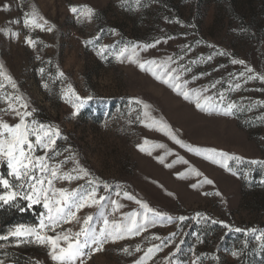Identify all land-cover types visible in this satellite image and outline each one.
Here are the masks:
<instances>
[{"label": "rangeland", "instance_id": "rangeland-1", "mask_svg": "<svg viewBox=\"0 0 264 264\" xmlns=\"http://www.w3.org/2000/svg\"><path fill=\"white\" fill-rule=\"evenodd\" d=\"M73 5H88L95 13L87 19L71 12ZM33 11L40 23L47 21L43 30L25 27V14ZM0 29L8 30L0 31V63L17 85L13 89L0 77V109L7 108L3 97L20 95L34 110L29 120L59 127L53 149L37 145L33 150L35 156H47L50 167L61 165L60 173L73 177L58 176L54 188L78 189L79 195L95 187L106 198L103 208L87 206L77 213L79 223L61 228L79 231L91 214V226L99 230L101 211L110 220L125 221V213L142 211L137 200L166 214L138 235L109 240L101 251L83 257L84 264H135L154 246L144 264H264V239H257L264 231V163H250L264 162V80L248 79L264 76V0H0ZM27 37L37 42L35 47ZM132 45L140 62L170 57L184 90L211 96V107L197 108L194 97L185 99L130 61V52L116 58ZM69 85L80 96L93 97L75 116L62 98ZM133 98L150 106L147 115ZM229 103L236 107L225 114ZM0 118L18 122L10 112ZM154 120L166 122L193 150ZM205 149L243 159H208ZM0 175L11 180L6 162H0ZM205 177L214 183H204ZM113 200L124 206L113 212ZM0 207L19 215L0 234L8 237L0 239L3 264H58L47 245L8 235L18 225L37 226L47 214L43 201L29 206L20 197Z\"/></svg>", "mask_w": 264, "mask_h": 264}, {"label": "snow or ice", "instance_id": "snow-or-ice-1", "mask_svg": "<svg viewBox=\"0 0 264 264\" xmlns=\"http://www.w3.org/2000/svg\"><path fill=\"white\" fill-rule=\"evenodd\" d=\"M139 3V0H136ZM7 7V5L5 6ZM82 10V11H81ZM70 11L73 13L82 14L85 18L91 19L95 13V10L88 5L82 6H71ZM79 18V17H78ZM38 14L33 11L31 14L26 13L24 17L25 27L40 28L43 30L44 24L39 22ZM55 26L49 27L47 31H52ZM0 31H8L6 29H0ZM26 42L32 47L36 46V41L31 37L26 38ZM156 43H159L157 40ZM107 47V46H105ZM136 45H132V48L127 47L122 48L117 54L116 58L121 59L126 53L130 52L128 59L139 65L140 68L150 71L153 76L157 79L162 80L164 83L169 84L172 88L178 91L185 99L195 98V103L197 108L207 109L211 107V96H202L201 92L198 90H184L183 85L179 82V75L176 74L177 70L170 67L171 58L168 60L158 62L156 60H147L140 62L138 59H134L137 56ZM144 47H152V45H145ZM103 49L101 50V52ZM39 58V57H37ZM233 63L244 64L243 60H233ZM147 65V67H146ZM248 72H253L251 68L247 69ZM43 72V69H41ZM60 76H64L63 72L59 73ZM241 76L244 73L240 74ZM0 77L6 78L13 89H16L17 85L10 75H6L4 66L0 63ZM261 79L264 80V76H249L248 79ZM185 84L187 81L184 82ZM45 88L48 87L47 84L44 85ZM214 87V85H213ZM237 88L240 87L239 84L236 85ZM0 88H3V84L0 83ZM67 98L68 102L74 109L73 115H78L80 109L84 106L85 101L93 99L91 95L87 97H82L76 93L75 89L69 85L67 91L63 92V97ZM7 101V108L0 109V113L10 112L14 117H18V122L15 124H9L0 118V162H6L9 169V176L11 180L3 175H0V204H14L18 198L22 197L23 200L29 202V206L33 204L40 203L43 201L45 209H47V214L44 216L37 226H25L18 225L14 230H10L8 235L12 237H24L33 238L36 243L41 245H47L49 247V255L53 261H57L58 264H84L83 257L89 256L90 253L95 251L99 252L103 249L104 244L109 240L115 242L117 240H122L125 235H138L142 230L146 228L148 224H154L159 218L165 216V213L159 212L156 209L150 207L148 203L144 201L137 200L136 203L140 205L142 211H131L125 213V221L118 222L115 219L109 218L110 214H106L101 211L100 217L102 220V227L97 230L91 226V221H93L94 216L89 214L83 218L82 226L79 231L72 232L70 229L63 230L61 228L62 223H68L71 221L80 222L77 217V213L90 205H99L103 208L102 201L106 198L104 196H98L95 187H92L90 191L83 194H79V190H72L69 192L67 189L54 188L53 180L58 176L63 179H71L69 173H60L61 165L49 166L46 162L48 160L47 156H35L33 154L34 148L38 145L44 149H53L56 144V139L61 136V132L58 126L45 125L39 123L35 120H29L32 117L34 110H29V105L24 98L20 95H7L3 97ZM133 102L142 105L145 110V115H147V110L149 105L140 100L139 98H133ZM264 103V102H261ZM236 107L235 103H229L223 108L225 114H230L232 110ZM154 124L158 125L161 130L168 131L177 143L182 144V146L189 147L183 144V141L177 138L174 132H171L170 126L167 125L163 120L153 121ZM34 138V139H33ZM144 143L147 144V138H145ZM141 150H144L143 144L138 145ZM159 147L164 148L165 145L161 144ZM189 150H193L189 147ZM207 158L212 159L215 156L221 158L235 159L237 161L242 160V157L231 156L222 150L217 149H205ZM170 153L165 152V156ZM158 159L163 162L164 157H158ZM182 160V158H180ZM187 163V161H182ZM63 163V162H61ZM252 164L264 163L261 161L252 160ZM172 167L171 164L167 165ZM224 167L229 168L228 164L225 163ZM80 172L84 176H88V170L80 168ZM39 173V175H37ZM182 175V174H181ZM196 175H202L198 170H196ZM204 183L213 184L214 181L204 178ZM91 183L95 184V181ZM197 185H192L196 187ZM105 187L108 185L105 183ZM124 195L129 199H135L131 194L125 192ZM207 195V193H206ZM216 195H219L217 192ZM112 211L115 212L117 209L122 208L124 205L118 203L117 201H112ZM151 214V215H149ZM141 219L138 221L137 218ZM169 220L172 217H167ZM179 219H186L185 217H179ZM223 223V222H220ZM61 228V231L57 232V229ZM236 231H244L243 229L237 228ZM250 231H257L252 229ZM48 232L55 233L54 235L47 234ZM7 236L0 237V239H7ZM257 239H264V231L257 236ZM158 246L153 248H148L145 253V257H141L135 262V264H144L145 258L150 257L151 254L157 250ZM87 249V251H86ZM122 251L129 253L127 248H123ZM136 251H140L137 247ZM238 253L233 252V255ZM0 264H3L0 261Z\"/></svg>", "mask_w": 264, "mask_h": 264}, {"label": "trees", "instance_id": "trees-1", "mask_svg": "<svg viewBox=\"0 0 264 264\" xmlns=\"http://www.w3.org/2000/svg\"><path fill=\"white\" fill-rule=\"evenodd\" d=\"M18 217L19 215L17 214V212L12 211L8 208L0 207V234L7 225L15 221Z\"/></svg>", "mask_w": 264, "mask_h": 264}]
</instances>
